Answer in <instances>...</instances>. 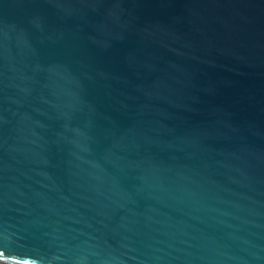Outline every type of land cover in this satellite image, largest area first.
<instances>
[{
	"label": "water",
	"instance_id": "water-1",
	"mask_svg": "<svg viewBox=\"0 0 264 264\" xmlns=\"http://www.w3.org/2000/svg\"><path fill=\"white\" fill-rule=\"evenodd\" d=\"M0 264H264V0H0Z\"/></svg>",
	"mask_w": 264,
	"mask_h": 264
}]
</instances>
